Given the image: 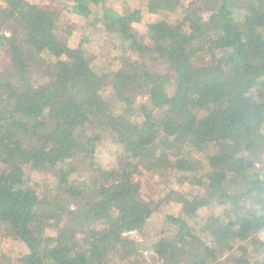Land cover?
Returning a JSON list of instances; mask_svg holds the SVG:
<instances>
[{
	"label": "trees",
	"instance_id": "obj_1",
	"mask_svg": "<svg viewBox=\"0 0 264 264\" xmlns=\"http://www.w3.org/2000/svg\"><path fill=\"white\" fill-rule=\"evenodd\" d=\"M53 1L89 29L117 36L123 65L104 73L81 46L61 40L53 11L0 0V20L16 28L0 31L11 69L0 75V239L27 248L3 257L12 264H114L129 246L125 233L142 231L156 211L136 177L164 171L189 191L166 197L180 211L164 216L166 229L152 246L157 259L264 264V0H188L175 20L179 0H147V11L162 17L141 35L134 31L138 9ZM33 60L42 79L30 77ZM134 92L148 97L136 112ZM104 135L121 149L116 169L92 162ZM76 160H90L89 198L84 183L70 180ZM27 167L51 172L67 204L30 186ZM213 207L203 225L193 222ZM232 241L244 245L221 260Z\"/></svg>",
	"mask_w": 264,
	"mask_h": 264
},
{
	"label": "rangeland",
	"instance_id": "obj_2",
	"mask_svg": "<svg viewBox=\"0 0 264 264\" xmlns=\"http://www.w3.org/2000/svg\"><path fill=\"white\" fill-rule=\"evenodd\" d=\"M36 2L41 8L48 9L55 13L56 26L61 40L71 48L81 46L83 50L92 60L93 64L100 68L104 73L108 74L117 71L123 64L121 61L122 51L125 47L119 41V38L109 32H103L100 28L89 29L82 19L76 15L68 13L60 4L53 0H31ZM104 4L118 12L123 10L132 11L138 9L141 11V22L135 24L134 31L141 35L146 31L145 25L153 23L162 15L150 14L146 9L147 0H103ZM180 9L172 14L171 20L181 16L182 10L188 0H179ZM196 8H202L201 3ZM16 28L13 24L0 20V31L9 35ZM6 52L0 49V75H5L10 72V67L7 65ZM30 77L33 80L42 79L41 69L37 67V62L33 60L30 66ZM133 102V110L136 112L142 105L148 102V97L139 92L130 93ZM139 114L137 118L139 119ZM262 133L264 135V123L262 125ZM108 136H103L102 143L97 147L95 156L92 162L96 167L102 170H111L120 167L122 163L121 149L108 142ZM203 163V157L199 156ZM260 168V174L264 177V155ZM90 160L82 162L76 160L79 171L70 176V180L75 183L85 184V196L90 197L92 193L91 183L93 177L88 169ZM25 177L30 186L34 187L39 193L48 196L49 200L60 204H67L68 198L65 194L57 190L51 172L48 170L25 169ZM142 187V199L156 206V211L149 218L147 225L142 231H132L125 233L126 239L129 241V246L119 249L117 255L111 259L114 264H166L163 260L157 259L152 250V246L156 243L159 236L166 229L164 224L165 215H177L180 211V205L175 201H167L166 197L172 193L185 194L189 191L188 184L181 180L180 176L173 174L168 175L167 172L152 173L149 171L143 172L142 175L136 177ZM171 197H173L171 195ZM174 198V197H173ZM171 199V198H170ZM216 207L204 209L199 216L193 220L194 223L202 224V220L211 214L216 213ZM48 234H53V231H48ZM259 238L264 240V232L259 234ZM209 243V242H208ZM233 250L230 252L220 251V259L226 260L240 245L238 241L230 243ZM8 252L27 253V248L20 241L13 238L0 239V264H12L8 258H4L3 254Z\"/></svg>",
	"mask_w": 264,
	"mask_h": 264
}]
</instances>
